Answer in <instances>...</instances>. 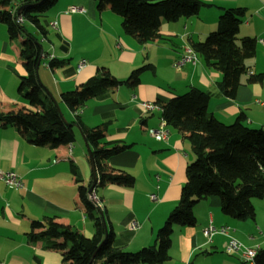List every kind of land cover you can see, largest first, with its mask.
Returning <instances> with one entry per match:
<instances>
[{
	"label": "crops",
	"instance_id": "obj_1",
	"mask_svg": "<svg viewBox=\"0 0 264 264\" xmlns=\"http://www.w3.org/2000/svg\"><path fill=\"white\" fill-rule=\"evenodd\" d=\"M200 1L205 4L197 14L161 20L158 37L145 43L123 31L121 17L109 6L98 10L95 0H57L40 18L44 34L31 24L25 26L41 45L38 75L43 89L55 98L66 120L78 118L85 128L108 123L104 140L128 147L109 156L105 163L132 174L134 184L99 186L97 181L88 192L92 171L79 127H74L72 143L51 148L29 143L13 125H0V170L14 171L23 184L14 188L0 181V260L4 264H61L60 249L47 248L46 238L31 240L30 223L54 216L57 222L90 238L94 226L85 210L89 195L95 196L98 203L91 201L99 205L107 228L114 231L115 247L136 252L157 244V231L178 201L186 166L194 155L183 133L165 125L161 109L146 110L143 101L164 103L197 87L210 94L207 108L218 120L231 123L243 113L247 126L264 130V81L247 82L250 74L264 71V0ZM69 2L83 11L68 12ZM19 3L15 0L12 5ZM232 7L244 9L237 42L249 36L256 38L257 46L255 55L245 60L247 70L240 77L235 96L228 98L217 88L221 73L199 54L196 62H186L180 70L172 64L184 53L185 44L203 40L217 28L222 10ZM26 35L11 38L7 25L0 22L1 111L37 110L19 92L20 77L25 73L20 48ZM50 55L65 63L50 67ZM81 60L85 65L78 71ZM144 64L151 68L140 74L135 86L124 83L108 88L75 112L60 100L61 92L73 89L101 68L123 81ZM162 125L167 137L155 140L150 130ZM252 203L254 218L238 220L221 211L218 196L201 199L193 207L195 223L174 227L169 258L158 264H255L227 253L226 235L216 233L207 239L203 234L210 225H226L229 235L243 245L264 248V198ZM132 220L139 228H128Z\"/></svg>",
	"mask_w": 264,
	"mask_h": 264
},
{
	"label": "trees",
	"instance_id": "obj_2",
	"mask_svg": "<svg viewBox=\"0 0 264 264\" xmlns=\"http://www.w3.org/2000/svg\"><path fill=\"white\" fill-rule=\"evenodd\" d=\"M13 1L0 0V22L7 25L11 38L21 33L27 34L20 48L25 73L20 77L19 92L37 110H0V125H13L29 143L51 148L72 143L75 140L74 127H79L91 147L98 176L97 185L112 183L131 187L134 184L132 174L105 163L109 156L128 147L104 140L108 123L85 128L78 118L64 121L37 79L35 68L43 52L37 39L25 29V23L35 26L44 34L40 18L57 0H19L17 7L12 5ZM95 1L98 10L109 6L118 14L123 31L135 36L140 43L158 37L161 20L175 21L180 17L192 16L205 4L200 0ZM21 5L25 7L17 14V8ZM243 14L241 7L223 9L217 20V28L203 40L190 42L204 62L221 73L217 88L228 98L235 96L240 77L247 70L245 60L255 55L257 46L254 37L246 36L237 42L236 35ZM18 16L22 17V22L16 20ZM48 63L50 67H55L63 65L65 61L51 58ZM149 68L150 64L139 66L123 81L101 68L78 86L61 92L60 100L75 112L108 88L124 83L135 86L139 83L140 74ZM263 81L264 71L247 77L248 83ZM209 98L207 91L190 87L164 103L156 102L161 108L165 125L183 133L194 155L186 166V179L178 201L157 231L156 245L142 247L136 252L115 247L114 231L111 227L107 228L103 215L105 232L101 209L91 200L85 202V210L93 222L92 237H85L72 226L57 222L54 216H45L30 223L31 231L28 234L31 240L46 238L47 248L60 249L61 264H158L169 258L174 227L195 223L193 207L201 199L218 196L225 215L238 220L254 218L252 199L264 198V130L247 126L243 113L231 123L218 120L207 108ZM34 229L40 230L34 232ZM254 263L264 264V248L256 251Z\"/></svg>",
	"mask_w": 264,
	"mask_h": 264
},
{
	"label": "built area",
	"instance_id": "obj_3",
	"mask_svg": "<svg viewBox=\"0 0 264 264\" xmlns=\"http://www.w3.org/2000/svg\"><path fill=\"white\" fill-rule=\"evenodd\" d=\"M15 10L12 11V13ZM68 12H77V11H83V9L76 4L75 2H69L67 6ZM18 22H22V17L18 16L16 19ZM54 25V22L51 23ZM52 56H49V59H51ZM197 60V54L193 50L192 46L190 44L184 45V53L175 61H173V66L175 70H180L183 64L186 62H196ZM85 65L84 60H81L77 65V70L79 71L83 66ZM142 106L146 110H155V109H161L160 106L157 103L143 101ZM165 123V122H164ZM167 130L165 129L164 125H162L159 128H151L150 134L155 140H165L167 137ZM0 181H3L4 184H6L9 187L14 188H20L23 186L21 179L19 176L11 170H0ZM92 198V197H91ZM151 198L154 200L155 196L151 195ZM97 203L98 201L94 199ZM128 228L130 230H135L139 228V223L135 220H132L128 224ZM223 234L228 237V242L226 245V252L229 254H235L237 255L242 261L245 262H254V256L256 254V249L247 247L243 245L239 240H237L235 237L229 235V226L226 225H220L218 227H214L212 225L208 226L207 228L203 229V234L206 236L207 239H210L213 234ZM0 264H4L0 260Z\"/></svg>",
	"mask_w": 264,
	"mask_h": 264
},
{
	"label": "water",
	"instance_id": "obj_4",
	"mask_svg": "<svg viewBox=\"0 0 264 264\" xmlns=\"http://www.w3.org/2000/svg\"><path fill=\"white\" fill-rule=\"evenodd\" d=\"M24 7H25V5H21L20 7H18L17 8V11H16L17 14H20L21 11H22V9ZM39 62H40V58L37 61L35 71H36L37 79H38L39 83L42 85V83L40 81V78H39V75H38V65H39ZM44 90L50 96V98L52 99V101L54 102V105L56 106L57 111L61 115L62 119L64 121H66L65 117L61 113V110H60L59 105H58L57 101L55 100V98L50 94V92H49V90L47 88L44 87ZM82 138H83V142H84V145H85V148H86V151H87V155H88V158H89V161H90V166H91V171H92V183H91L90 187L88 188V192L90 193L92 191V189L94 188L96 182H97V175H96V170H95V164H94L93 157H92L91 147L89 146V144L87 143V141L84 139L83 136H82ZM101 215H102V222H103V225H104V230L106 231L105 218L103 216V213H101Z\"/></svg>",
	"mask_w": 264,
	"mask_h": 264
},
{
	"label": "rangeland",
	"instance_id": "obj_5",
	"mask_svg": "<svg viewBox=\"0 0 264 264\" xmlns=\"http://www.w3.org/2000/svg\"><path fill=\"white\" fill-rule=\"evenodd\" d=\"M25 26H29V24L28 23H25ZM16 40H20L19 38H16ZM41 58V57H40ZM172 66H173V64H172ZM174 67V66H173ZM41 73V71L39 72V74ZM41 75V74H40ZM90 196V198H91V200L94 202V199H95V196L94 195H89ZM252 200H255V199H252ZM128 226V225H127Z\"/></svg>",
	"mask_w": 264,
	"mask_h": 264
},
{
	"label": "bare ground",
	"instance_id": "obj_6",
	"mask_svg": "<svg viewBox=\"0 0 264 264\" xmlns=\"http://www.w3.org/2000/svg\"><path fill=\"white\" fill-rule=\"evenodd\" d=\"M257 251V250H256Z\"/></svg>",
	"mask_w": 264,
	"mask_h": 264
}]
</instances>
